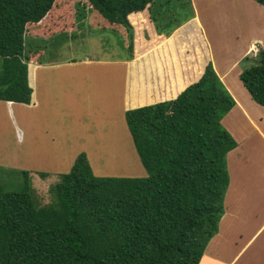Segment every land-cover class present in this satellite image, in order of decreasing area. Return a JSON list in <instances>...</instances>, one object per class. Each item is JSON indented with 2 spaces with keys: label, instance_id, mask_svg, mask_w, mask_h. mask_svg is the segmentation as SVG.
<instances>
[{
  "label": "trees",
  "instance_id": "obj_1",
  "mask_svg": "<svg viewBox=\"0 0 264 264\" xmlns=\"http://www.w3.org/2000/svg\"><path fill=\"white\" fill-rule=\"evenodd\" d=\"M86 1L90 16L99 14L114 31L124 28L130 60L135 27L144 21L134 16L147 9L151 16L162 0ZM58 2L0 0V100L31 103L35 57L26 53L27 28L46 22L47 37L55 35L63 26L50 12H68V2ZM65 31L53 36L56 44L69 35ZM252 60L240 79L264 106V50L241 63ZM186 85L172 93L175 98L125 112L147 176H99L83 151L51 186L49 203L39 200L27 171L21 191L0 190V264H200L225 213L228 154L238 142L223 118L237 101L211 61Z\"/></svg>",
  "mask_w": 264,
  "mask_h": 264
},
{
  "label": "rangeland",
  "instance_id": "obj_2",
  "mask_svg": "<svg viewBox=\"0 0 264 264\" xmlns=\"http://www.w3.org/2000/svg\"><path fill=\"white\" fill-rule=\"evenodd\" d=\"M60 1L68 2L66 6L68 12L55 7L56 10L51 11L49 17L59 16L57 19L61 23L58 22L56 25L61 24L69 34L65 40L62 39L63 42L50 44L52 40L46 41V38H49L47 37L49 31L44 26L46 22L36 26L29 25L27 28L26 53L31 54L30 58L35 57L36 60L46 59L43 63L47 64V68L41 70L37 83L39 92L41 91L38 98L40 104L36 103L39 105L33 107L34 104L16 102L18 104L9 111L3 103L4 100L0 103V190L21 191L27 171L37 197L44 204L53 201L51 186L60 180L63 173L72 168L77 156L83 151L88 154L92 168L99 176L148 175L133 143L124 112L122 94L129 68L128 64L126 66L122 63L125 59L129 60L127 46L122 43L123 37L120 35L122 34L120 30L124 28L116 26L115 28H119L118 33L111 29L112 25L106 23L99 14L90 16L91 8L86 0ZM196 1L162 0L161 4H156L151 15L154 17L146 16L144 21L142 23L138 21V27H135V51L131 60L141 56L149 46L153 47L154 42L160 41L168 32L170 25L189 19L192 15L190 13L197 10L205 19L207 35H204L214 49L217 70L223 74L228 61L236 58L238 39L242 36L249 38L251 33L241 32L235 23L231 24L228 20L219 18L214 24H209L203 12V2L198 0L197 6ZM145 11L150 12L148 9ZM142 16L143 13H140L134 18L137 21L143 19ZM162 25L164 28H161ZM261 25L262 23H258L260 35L264 33V27ZM46 27L53 29L52 26ZM191 27L192 23L185 26L177 39H182L183 34L192 31ZM63 28L54 29L53 36L64 32ZM198 36L199 34H196L194 39L196 38V42L200 44ZM230 44L234 48L228 49ZM258 46L259 49L254 53L250 52L248 56L255 58L258 51L264 50V45ZM225 50L230 54L227 55ZM102 62H115L116 64L111 65H119V68L108 70V65H99ZM255 63L252 60L248 63L242 62L239 66L234 65L226 73L224 81L235 99H238L237 104L241 102L240 110H247L250 115L248 120L247 115L245 118L243 111L241 112L236 105L230 111L233 116L230 117V114L229 119L223 121V125L237 142L242 141L239 147L242 151L235 153L234 148L232 155L229 154L230 173L243 171L241 163L244 167L255 170H262L264 166V137L259 132L260 128L264 130V106L250 97L238 74L244 67ZM97 64L98 66L91 70ZM135 64L133 63L134 67ZM120 66L125 68V73L122 74ZM141 76L145 80L146 75L141 73ZM137 80L133 78L135 83ZM51 98L58 99V102H51L49 100ZM256 128H259L258 131ZM243 156L247 158L245 163L242 160ZM232 203V198L224 200V205L229 210L233 207ZM226 225L224 222V229ZM230 229L234 233L238 232L229 226L226 233L218 237V243L213 242V246H208L206 250L208 258L202 264H212L211 261L214 259L215 264H223L233 259L237 247L226 243L223 245ZM248 239L249 235H245L243 242ZM217 244L223 245L221 255ZM261 253L257 247L248 246L236 264H264Z\"/></svg>",
  "mask_w": 264,
  "mask_h": 264
},
{
  "label": "crops",
  "instance_id": "obj_3",
  "mask_svg": "<svg viewBox=\"0 0 264 264\" xmlns=\"http://www.w3.org/2000/svg\"><path fill=\"white\" fill-rule=\"evenodd\" d=\"M201 1L203 2V12L209 24H214L219 18L220 20H228L231 24L235 23L241 32L251 33L249 38L246 36H244V38L241 35L242 38L238 39V43L236 44L238 52L236 58L230 59L228 61L227 69L223 74H220L217 70V59L214 49L208 38L204 35H207L204 25L205 19L202 17L200 11L197 12V10H195V13H190L192 15L189 16V19L176 25L173 24V30L168 35L163 36L160 41L154 42L153 47L149 46L147 50L142 52L143 54L141 56L133 61L131 59H125L122 61L123 65L127 66L128 64L129 67L127 68L128 72H126L125 90L122 94L123 102L125 104L124 112L130 108L154 104L170 98H175L176 96L172 97V93L178 88V86L181 84H187V87L189 84L198 81L203 75L206 65L210 61L220 74V77L225 81L226 73L231 67L236 64L239 66L241 61L250 52L254 53L259 49L258 44L264 45V33L262 32L260 35V30L258 28V23H262L261 27H264V5L259 4L256 0ZM198 2L199 1L197 0L195 3L197 6ZM260 9H262V13H260ZM146 16H150V12L144 11L142 18L145 19ZM189 23H192L193 30L188 34H183L184 37L178 40V34L180 35L184 27L188 26ZM196 34H199L198 38L201 40L200 44L196 42V38L194 39ZM51 37L46 38V41L52 40V43L50 44H56L59 39ZM253 47H255V49H253ZM232 48H234V46L230 44L228 49ZM226 53L227 55L230 54L227 51ZM44 60L46 59H34L29 63V82L33 87V96L31 103L26 104H34L35 106L33 107H37L40 104L38 98L41 91L39 92L37 83L41 70L47 68V64L43 63ZM133 63H136V67L133 66ZM100 64L104 66L108 65V70L119 68V65H111L116 64L115 62H102L99 63V65ZM97 66L98 64L93 66L91 70H94ZM129 69H131V75H129ZM121 72L122 74L125 73V68H121ZM241 72L242 69L239 74ZM141 73L146 75L145 80H143L142 76L140 77ZM133 74L136 77L133 76ZM133 78L138 79L136 83L133 81ZM105 87L107 88V86ZM186 87H184V89ZM49 100L53 103L58 102V99L55 98ZM236 100L238 99L236 98ZM0 103H2L1 100ZM3 103L9 111H12L13 107L18 104L13 101H5ZM36 103L39 104L36 105ZM240 111H243L242 114H244V116L247 115L248 120H250V115L247 110L241 109ZM230 114L231 113L229 112L223 118V121L229 119L228 117ZM232 116L233 115L231 114L230 117ZM256 129L258 131L259 128ZM259 132L264 137V130H262V128L259 129ZM241 144L242 141L238 142V146L234 149L235 153H237V151H242L239 148L241 147ZM231 153H233L232 150L229 152L230 156L232 155ZM240 157L241 156L239 155V158ZM242 160H244V163L247 162V158L244 156L242 157ZM241 167L243 171L230 173V185L225 196V201L232 198L233 207L229 210L228 207L225 206V213L219 223V232L208 244V246H213V242L215 244L218 243V237L223 233H226L229 226L238 230V232L234 233V231L230 229L225 242L223 243V245L226 243L227 245L237 247L233 259L226 261L223 264H236L240 260L239 256L248 246L257 247L258 250L262 252L261 255L264 257V166H262V170H255L254 168L248 169L241 163ZM250 167H252V165ZM224 222L227 223L225 229ZM245 235H249V239L244 243L243 240ZM231 236L233 237L229 240ZM223 245L217 244L219 255L222 254ZM206 250L200 264L208 258V252ZM211 263L215 264V259L211 261Z\"/></svg>",
  "mask_w": 264,
  "mask_h": 264
},
{
  "label": "bare ground",
  "instance_id": "obj_4",
  "mask_svg": "<svg viewBox=\"0 0 264 264\" xmlns=\"http://www.w3.org/2000/svg\"><path fill=\"white\" fill-rule=\"evenodd\" d=\"M253 49H255V47H253ZM117 77V76H116ZM241 102H239V105H240Z\"/></svg>",
  "mask_w": 264,
  "mask_h": 264
}]
</instances>
